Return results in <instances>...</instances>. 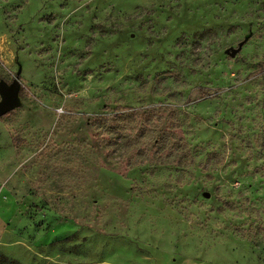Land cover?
Listing matches in <instances>:
<instances>
[{
	"label": "rangeland",
	"instance_id": "obj_1",
	"mask_svg": "<svg viewBox=\"0 0 264 264\" xmlns=\"http://www.w3.org/2000/svg\"><path fill=\"white\" fill-rule=\"evenodd\" d=\"M18 71L0 253L264 264V0H0Z\"/></svg>",
	"mask_w": 264,
	"mask_h": 264
},
{
	"label": "water",
	"instance_id": "obj_2",
	"mask_svg": "<svg viewBox=\"0 0 264 264\" xmlns=\"http://www.w3.org/2000/svg\"><path fill=\"white\" fill-rule=\"evenodd\" d=\"M241 44L238 45L237 48H230L226 53L230 56H233L240 48ZM17 74L13 77L11 83H7L4 80H0V117L10 113L13 111V108L19 105V89H20V81L18 80ZM204 194H207L203 192Z\"/></svg>",
	"mask_w": 264,
	"mask_h": 264
},
{
	"label": "trees",
	"instance_id": "obj_3",
	"mask_svg": "<svg viewBox=\"0 0 264 264\" xmlns=\"http://www.w3.org/2000/svg\"><path fill=\"white\" fill-rule=\"evenodd\" d=\"M3 80V78L0 76V80ZM19 91H20V89H19ZM19 93V92H18ZM9 114V113H8ZM107 115V113L106 112H104L103 110L102 111H100L98 114H97V117H96V123H100L99 121H104V119L106 118L105 116ZM96 134H98V131H97V133ZM96 137H97V135H96ZM120 137H121V135H120ZM264 228V227H263ZM0 261H2V262H4V263H6V264H19L18 262H17V260L16 259H10V258H8L7 256H5V255H3L2 253H0Z\"/></svg>",
	"mask_w": 264,
	"mask_h": 264
}]
</instances>
